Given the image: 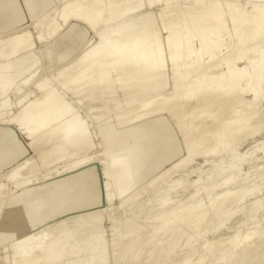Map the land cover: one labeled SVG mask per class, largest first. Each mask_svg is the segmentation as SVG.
Masks as SVG:
<instances>
[{
  "label": "bare ground",
  "instance_id": "1",
  "mask_svg": "<svg viewBox=\"0 0 264 264\" xmlns=\"http://www.w3.org/2000/svg\"><path fill=\"white\" fill-rule=\"evenodd\" d=\"M0 264H264V0H0Z\"/></svg>",
  "mask_w": 264,
  "mask_h": 264
},
{
  "label": "rangeland",
  "instance_id": "2",
  "mask_svg": "<svg viewBox=\"0 0 264 264\" xmlns=\"http://www.w3.org/2000/svg\"><path fill=\"white\" fill-rule=\"evenodd\" d=\"M106 124H103L101 126H99L98 128H101L102 126H104ZM139 140L137 138L135 139H131L128 141L127 146H129L128 148H125L124 151L125 152H129L130 150H133L134 148L139 146ZM177 146L176 144L174 145V147L171 149L170 154H166L163 158L159 159V160H153V158H151V156L149 154H147L146 158H144V162H145V166L143 167L144 171H142V177L144 176H150V174L155 171L156 168L160 167V166H164L166 164H168V162L174 157V155H176L177 153ZM147 150H145L144 152H146ZM131 154H133L131 152Z\"/></svg>",
  "mask_w": 264,
  "mask_h": 264
},
{
  "label": "snow or ice",
  "instance_id": "3",
  "mask_svg": "<svg viewBox=\"0 0 264 264\" xmlns=\"http://www.w3.org/2000/svg\"><path fill=\"white\" fill-rule=\"evenodd\" d=\"M102 188H103V185H102V182H101V195H102Z\"/></svg>",
  "mask_w": 264,
  "mask_h": 264
}]
</instances>
